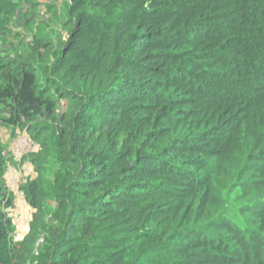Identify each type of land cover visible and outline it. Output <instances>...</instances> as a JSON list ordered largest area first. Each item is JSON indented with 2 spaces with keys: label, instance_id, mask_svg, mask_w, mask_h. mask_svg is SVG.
<instances>
[{
  "label": "trees",
  "instance_id": "16d2710c",
  "mask_svg": "<svg viewBox=\"0 0 264 264\" xmlns=\"http://www.w3.org/2000/svg\"><path fill=\"white\" fill-rule=\"evenodd\" d=\"M68 2L0 0V130L38 145L15 241L0 135V264H264V0Z\"/></svg>",
  "mask_w": 264,
  "mask_h": 264
},
{
  "label": "rangeland",
  "instance_id": "374dc122",
  "mask_svg": "<svg viewBox=\"0 0 264 264\" xmlns=\"http://www.w3.org/2000/svg\"><path fill=\"white\" fill-rule=\"evenodd\" d=\"M32 1L36 4L34 11H39V9L42 10L34 14L35 12L32 13L31 9L27 7V9L24 8L23 11L27 12V14L29 12L33 14L31 16L30 22L31 24H35L36 29L37 27L39 28V25L41 23L47 21V15L49 14L45 10V6L47 3H52L53 7H55V10L58 13L64 12L67 9L69 3L68 0ZM60 29L61 28H57V31L53 33V37L55 38L54 40L56 43H60L61 40L68 37L67 32ZM29 31L30 29L27 30V35H25V37H28ZM8 132L9 130L7 129L0 130L1 138L4 142H6V156L11 159V163L7 164L3 178L5 188L12 193V206L8 210V212L15 227L13 232V239L15 241H19L27 235L29 231V222L32 219V213L34 212L33 208H31L24 199L22 191H20L18 188L19 183H24L27 180L35 177L33 166L29 162H22V157L25 154L37 151L38 145L32 141L26 130L17 131L16 135L9 141ZM253 197L254 195L249 194L247 197H245V202L252 201ZM249 204L242 203L241 209H236L234 208V206H232L234 205V203H230L227 207L226 213L223 216L228 217L234 225L244 230V232H247L248 226L245 219L252 216V208L249 207Z\"/></svg>",
  "mask_w": 264,
  "mask_h": 264
}]
</instances>
